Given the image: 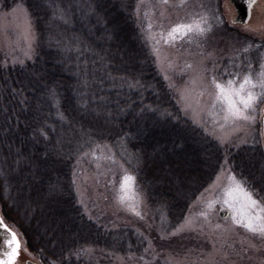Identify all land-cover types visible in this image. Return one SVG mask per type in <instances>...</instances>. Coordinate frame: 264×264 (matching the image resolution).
<instances>
[{"label": "trees", "instance_id": "obj_1", "mask_svg": "<svg viewBox=\"0 0 264 264\" xmlns=\"http://www.w3.org/2000/svg\"><path fill=\"white\" fill-rule=\"evenodd\" d=\"M141 1L0 0L2 12L26 8L37 38L32 61H0V211L41 264H95L90 248L124 257L146 248L134 231L100 225L78 203L79 163L100 147L135 177L168 230L225 167L264 201L261 140L222 147L184 115L158 69ZM250 46L244 64L258 66L263 46Z\"/></svg>", "mask_w": 264, "mask_h": 264}, {"label": "rangeland", "instance_id": "obj_2", "mask_svg": "<svg viewBox=\"0 0 264 264\" xmlns=\"http://www.w3.org/2000/svg\"><path fill=\"white\" fill-rule=\"evenodd\" d=\"M208 1L199 0L202 5L198 9L188 7L185 1L179 6L169 0L167 4L163 0L141 1L147 38L158 69L178 95L184 115L222 147L238 149L257 138L264 150V102H258L256 111L251 113L254 121L233 123L212 114L209 95L213 91V76L219 80L227 79L232 73L242 76L248 71L249 64L254 76L260 71L264 64V0L257 3L249 23L244 26L235 21L236 13L229 0H212L214 8L206 5ZM204 15L211 28L203 35L189 33L169 42L161 38V33L166 38L176 25L191 24ZM212 15L215 16L213 22ZM227 28L231 33L221 36ZM36 40L32 19L24 6L0 11V61L3 65L22 66L32 61ZM255 41L263 46L261 61L258 66L251 62L245 65L244 61L249 62V59L245 60L242 54L246 48L252 49L250 44ZM77 171L78 203L87 217L113 229L134 231L146 242V248L138 256L106 255L90 248L86 253L88 261L95 264H264V238L236 225L231 217H220L223 211L231 213L223 205L215 204L211 210L207 208V202L219 197L220 189L229 184L231 176L243 184L230 167L217 175L190 207L184 221L173 230H168L164 220L156 219L151 213L136 179L134 199L121 201L125 175L134 176L108 147L97 148L85 155ZM202 212L208 213L207 218L201 215ZM0 217L6 224L1 211ZM6 226L15 232L20 243L15 264H41L27 249L18 230ZM9 235L11 237L10 232ZM10 251L8 247L4 253L0 252V259L6 260Z\"/></svg>", "mask_w": 264, "mask_h": 264}, {"label": "snow or ice", "instance_id": "obj_3", "mask_svg": "<svg viewBox=\"0 0 264 264\" xmlns=\"http://www.w3.org/2000/svg\"><path fill=\"white\" fill-rule=\"evenodd\" d=\"M251 2L254 4L255 0H251ZM163 3L167 4L168 0H163ZM20 10L25 11L22 8ZM210 28L208 17L204 15L191 24L176 25L168 32L166 38L164 33L160 35L165 39V42H169L187 36L189 33L203 35ZM247 50L246 48L245 51ZM211 86L213 91L209 95L212 101L213 115H221L226 122H252L255 117L251 113L256 111L258 102H264V64L261 65L260 71L255 76L251 71L250 64L248 71L242 76L240 73H232L225 80H219L213 76ZM134 179L132 176L125 175L121 185L120 199L122 202L134 199ZM229 179V184L220 189L219 197L207 202V208L211 210L215 204L223 205L231 211V219L236 225L264 238V201L254 198L252 192L237 181L235 176H231ZM201 215L207 218L208 213L202 212ZM4 227L11 233V239L6 241L11 251L6 254V260H0V264H15L19 255L20 243L15 232L7 229L6 225Z\"/></svg>", "mask_w": 264, "mask_h": 264}, {"label": "water", "instance_id": "obj_4", "mask_svg": "<svg viewBox=\"0 0 264 264\" xmlns=\"http://www.w3.org/2000/svg\"><path fill=\"white\" fill-rule=\"evenodd\" d=\"M229 1L236 13L235 21L239 24L246 25L251 18L252 10L256 5V3L258 2V0H255L254 4L251 2V0H229ZM263 126H264V121H263ZM220 217L230 218L231 213L228 211H223L220 213ZM8 239H11V237L4 230L2 224H0V246L4 247V249L0 252L4 253L5 249L8 248V245L6 243Z\"/></svg>", "mask_w": 264, "mask_h": 264}, {"label": "flooded vegetation", "instance_id": "obj_5", "mask_svg": "<svg viewBox=\"0 0 264 264\" xmlns=\"http://www.w3.org/2000/svg\"><path fill=\"white\" fill-rule=\"evenodd\" d=\"M4 249V247L0 246V251H2Z\"/></svg>", "mask_w": 264, "mask_h": 264}]
</instances>
